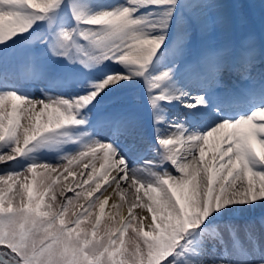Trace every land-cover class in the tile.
I'll list each match as a JSON object with an SVG mask.
<instances>
[{
    "label": "snow or ice",
    "instance_id": "1",
    "mask_svg": "<svg viewBox=\"0 0 264 264\" xmlns=\"http://www.w3.org/2000/svg\"><path fill=\"white\" fill-rule=\"evenodd\" d=\"M0 165V264H264V0H0Z\"/></svg>",
    "mask_w": 264,
    "mask_h": 264
},
{
    "label": "rangeland",
    "instance_id": "2",
    "mask_svg": "<svg viewBox=\"0 0 264 264\" xmlns=\"http://www.w3.org/2000/svg\"><path fill=\"white\" fill-rule=\"evenodd\" d=\"M225 3H242V4H256L259 5L260 0H224ZM229 12V14H231L232 16L238 18L239 20L242 21L244 29L245 30H251L254 31L257 34V38H259V32H260V17H261V9L259 7H255V8H248V7H244V8H238V9H228L227 10ZM239 33H235L231 36L225 35L223 33H217L216 35V39L217 40H226V39H235L238 36ZM55 68L51 67L49 68V72H54ZM42 87L41 84L39 83H35V84H30L27 86V90L30 91L32 94L34 95H39V91L40 88ZM127 99V98H124ZM118 102L117 99H112V100H108L106 101L104 104H102L100 106V108L97 110V115H103L104 113H106L107 111H110L112 109V107ZM44 159L49 160L50 162H52L54 165L56 164V158H55V154H46L44 157ZM153 159H154V155H153ZM102 162V160H98L95 162V166L96 168H98L100 162ZM87 162V161H85ZM11 163V162H10ZM82 166V165H81ZM0 167H4V165L0 166ZM80 168V167H79ZM75 166H73V170L76 173H80L82 170L79 169ZM91 170V169H88ZM30 178V177H29ZM64 177L61 176L60 180L57 181V186L54 189V191L58 194L60 191H64L63 188H61L62 182L64 181ZM10 183V182H9ZM6 185V184H5ZM68 195H72L71 192L67 193ZM52 195V193H49V197ZM10 196V195H9ZM11 197V196H10ZM12 198V197H11ZM14 203H18L19 202V195L17 198L13 199ZM50 202L48 198H46V203ZM77 204H82L85 203V200L82 198L81 200H79L78 202H75ZM74 210V209H73ZM71 212V210H70ZM99 212V207L97 205V207L95 209H93V213L98 214ZM70 214V213H69ZM112 214L106 213V208H105V215L101 221V230H103V228L105 226H107L109 223H111V221L109 220V217ZM94 218V217H93ZM119 219V217H117V220ZM88 227L90 228L91 225H88ZM132 236V232L131 229H129L128 234L126 235L125 239L126 241H128L130 239V237Z\"/></svg>",
    "mask_w": 264,
    "mask_h": 264
},
{
    "label": "bare ground",
    "instance_id": "3",
    "mask_svg": "<svg viewBox=\"0 0 264 264\" xmlns=\"http://www.w3.org/2000/svg\"><path fill=\"white\" fill-rule=\"evenodd\" d=\"M224 78H228L230 81H232V80H236L237 79V77L234 75V74H225V76H224ZM225 79V80H226ZM227 82H229V81H224V83H227ZM130 143V142H129ZM153 155L154 154H148L145 158L146 159H148V160H151V159H153ZM210 153H209V155H208V158L210 159ZM98 161V160H97ZM100 163H102L101 161H99ZM85 163H87V162H85ZM0 166H2V165H0ZM99 166H100V164H99ZM99 166H98V168H99ZM137 166H141V165H137ZM97 168V169H98ZM79 169H81V170H83V167L81 166ZM90 169V168H89ZM90 171V170H89ZM84 178H86V177H84ZM81 180V177H80V175H79V173H77V175L73 178V177H69L67 180H64L63 182H62V185H61V188H63L64 189V191H66L67 190V188H68V186L69 185H74V183H77V182H79ZM5 189H7V187H8V185L6 184V185H2ZM85 188H87V186L85 185L84 186ZM77 190H79V189H77ZM17 191L18 190H14L13 191V193H10V194H8V195H10L13 199H15V198H17L18 197V194H17ZM134 191V190H133ZM109 192H111V189H109ZM69 193V192H68ZM107 194V193H106ZM140 195L143 197V202L144 203H147L148 201H147V197H145L144 196V190L142 189L141 190V193H140ZM101 199H102V197H101ZM134 199V195H133V193L132 192H129V193H125V195H124V201L125 202H127V201H132ZM120 201V198L119 197H114L113 199H110L109 200V204L106 206V213H109V214H114V213H116L117 211H122V214L123 215H127V208L130 206L128 203H125V207L122 209V210H118V209H113L112 207H111V205H112V203H114V202H119ZM134 211L135 212H137V213H140V209H134ZM144 212H146V208L144 209ZM253 215L255 216V217H259V216H261V215H264V209H256L255 210V212L253 213Z\"/></svg>",
    "mask_w": 264,
    "mask_h": 264
}]
</instances>
